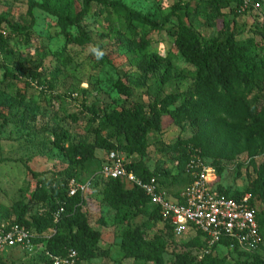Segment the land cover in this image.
Instances as JSON below:
<instances>
[{"label": "rangeland", "instance_id": "obj_1", "mask_svg": "<svg viewBox=\"0 0 264 264\" xmlns=\"http://www.w3.org/2000/svg\"><path fill=\"white\" fill-rule=\"evenodd\" d=\"M100 1L0 0V27L7 31L28 29L26 35L14 34L8 46L0 51V224L10 225L16 221L21 204L28 207L24 215L26 220L35 216L41 218L40 205L30 199L37 184L60 181L71 175L87 185L88 180L94 181L81 195L80 206L89 228L100 235L93 249L95 258L82 263L76 257L73 264H143L121 251L122 234L135 228L141 229L147 240L157 235L165 239L168 246L164 264H171L175 253L185 251H189L197 263L203 255L211 254L218 259L224 258L225 264H233L236 258L226 257L225 251L210 253L202 248L185 247L193 235L188 233L175 238L159 221L152 220V208L148 205L144 213H138L136 217L132 210L119 214L103 202L106 180L96 176L106 162L108 147L122 142L119 132L107 126L103 119L105 115L127 110L130 104L139 105L148 113L166 96H184L192 86L194 69L174 55L171 44V35L177 31V18L203 40L223 42L226 33L231 32L242 44L250 37L258 40V32H264V0H258L260 9L257 12L237 18L229 15L227 10L221 12L222 16H212L209 9L196 18H188L182 12L173 15L176 6L184 9L188 5L194 9L198 3L208 0ZM36 6H43L62 17L69 13L83 17L76 26L62 31L52 15ZM115 7L132 15L139 24L141 21L149 24L146 26L150 42L147 51L158 55L160 63L140 67V56L130 33L134 22L124 25L125 19L114 14ZM80 32L89 38L88 44L74 46L67 43L68 37H77ZM39 51L45 56L38 55ZM257 55L264 60V43ZM255 63L260 69L259 62L256 60ZM20 70L26 77L19 75ZM260 72L254 93L264 91V74ZM167 73L170 79L162 85L163 75ZM29 74L38 75L40 83L31 81L27 77ZM89 108L99 112L92 115L85 110ZM194 132L189 126H170L161 133L149 134L144 158L121 155L133 167L155 175L167 195L174 197L186 184L181 157L187 146L183 143H189ZM70 146L96 147L93 159L86 161L83 167L70 165L66 152ZM263 161L264 157L256 158L255 164ZM205 165L211 167V161L206 160ZM223 167L224 172L219 178L216 173L214 175L216 189L230 194L244 192L254 181L253 169L245 155ZM123 187L131 189L127 184ZM54 233V230L46 231L37 239H48ZM43 251L44 247L40 245L30 253L19 249L3 251L0 263L49 264V257ZM257 254L263 257V251Z\"/></svg>", "mask_w": 264, "mask_h": 264}, {"label": "trees", "instance_id": "obj_2", "mask_svg": "<svg viewBox=\"0 0 264 264\" xmlns=\"http://www.w3.org/2000/svg\"><path fill=\"white\" fill-rule=\"evenodd\" d=\"M253 3L259 4V1L253 0ZM240 5V0H208L205 3H198L197 8L194 9L188 5L184 9L176 6L173 15L177 16L182 12L188 18L192 16L196 18L201 16L203 10L209 9L212 16H222L221 12L227 10L229 15L237 18L243 16L240 14ZM36 7L52 15L62 31L76 26L83 17L82 15L73 16L71 13L67 17H62L43 6ZM114 14L125 19L124 25L134 22L133 31L130 33L140 56V67L145 68L153 62L160 63L161 59L158 55L147 51L150 42L147 40L146 26L149 24L144 21L139 24V21L133 20L132 15L126 14L117 7L114 8ZM30 26H33V22ZM0 30L6 32L5 37H0V51L8 46L14 34L28 33L26 28L7 31L4 27H0ZM258 33L259 41L250 37L242 44L236 41V36L231 32L226 33L223 42L206 41L177 18V31L171 35V44L174 55L194 69L193 84L189 91L184 96L177 94L166 96L152 106L148 113H145L143 107L130 104L127 110L113 111L103 117L107 126L116 129L122 138V142L117 146L110 145L107 153L126 154V158L132 156L144 158L148 148L147 139L151 133H161L170 126L177 128L189 126L195 130L189 143H183L187 146L181 157L186 184L173 195V198H178L180 192L193 181L192 177L186 173V165L192 155H196L203 161L210 160L217 178L224 172L223 164L234 162L243 155L246 156L254 173V181L251 185L244 192L233 194L219 188L216 190L220 195L233 200L242 199L246 195L250 196V206L257 211L256 220L262 244L252 253L241 252L237 247L234 250H228L225 242L210 251V253L217 250L225 251L226 257L236 258L233 264H264V161L259 165L255 164L256 158L264 157V91L253 92L255 81L260 80V71L264 74V60L259 59L257 55L264 43V32ZM67 43L84 46L89 43V38L80 32L77 37H68ZM95 52V57H98V53ZM38 55L44 57L45 53L39 51ZM256 60L259 62L260 69L256 66ZM99 63L101 64L102 61ZM18 73L26 77L22 70ZM27 77L37 82L36 84L40 83V77L36 74H29ZM169 79L168 73L163 75L162 85ZM16 92L20 95L19 90ZM124 93L128 94L127 91ZM85 110L92 115L99 112L95 108ZM54 141L58 142L57 139ZM61 147L63 149V143ZM95 148L70 146L66 150L69 164L74 167H83L86 161L93 159ZM126 170L143 181L156 179L160 189L167 191L162 182L155 175L147 173L145 169H138L130 164L126 166ZM99 171L96 178H100ZM35 176L33 174V177ZM72 179L78 183H84L71 175L52 183L39 182L30 199L32 203L40 205V210L43 211L42 217L35 216L30 221L26 220L24 215L28 207L21 204L19 217L11 223L24 227L31 235H36L32 240L34 249L39 245L44 247L43 252L49 257V264H52V258H64L70 251L75 252L77 259L82 263H88L95 258L93 249L99 242L100 235L89 228L87 219L81 212L80 204L83 197L80 194L68 197L67 183ZM88 182L90 186L94 184L92 180ZM123 184L129 185L131 189L125 190ZM104 197L103 202L117 210L119 214L128 210L134 211L133 217H136L138 213L143 214L145 207L150 206L152 220L159 221L170 234H173L170 223L161 221L158 208L150 204L140 189L131 186L123 179L106 180ZM49 230H54L55 233L48 239H37ZM121 238V251L126 257L137 263L164 264L163 257L168 244L162 236L157 235L152 240H147L142 230L135 228L123 233ZM185 247L207 250L199 234L193 236ZM259 251H263V257L257 254ZM173 256L174 261L171 264H225L224 258L218 259L211 254L203 255L198 263L189 251L175 253Z\"/></svg>", "mask_w": 264, "mask_h": 264}, {"label": "built area", "instance_id": "obj_3", "mask_svg": "<svg viewBox=\"0 0 264 264\" xmlns=\"http://www.w3.org/2000/svg\"><path fill=\"white\" fill-rule=\"evenodd\" d=\"M240 1V14L245 15L260 9V5L253 3V0ZM5 36L6 32L0 30V37ZM130 164L121 154L111 152L99 171V177L104 180L123 179L140 189L150 204L158 208L161 221L170 223L175 238L188 233L193 236L199 234L208 252L222 242L226 243L228 250L237 247L241 252L252 253L259 249L262 239L256 220L257 211L249 203L250 196L233 200L220 195L213 185L215 171L196 155H192L186 165V173L193 181L180 192L178 198L170 197L162 191L156 179L143 181L127 172L126 166ZM89 186L74 179L69 180L67 195L69 198L82 195ZM33 239L34 236L24 227L1 225L0 254L14 249L30 253L34 249ZM75 259V252L70 251L64 258H52L51 263L73 264Z\"/></svg>", "mask_w": 264, "mask_h": 264}]
</instances>
